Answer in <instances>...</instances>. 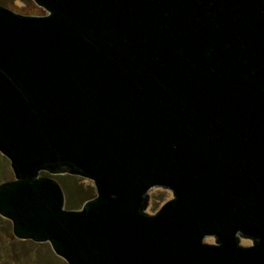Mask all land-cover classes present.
Wrapping results in <instances>:
<instances>
[{"label":"water","instance_id":"95a60500","mask_svg":"<svg viewBox=\"0 0 264 264\" xmlns=\"http://www.w3.org/2000/svg\"><path fill=\"white\" fill-rule=\"evenodd\" d=\"M33 1L0 5L13 236L67 264H264V0ZM41 171L96 196L65 209Z\"/></svg>","mask_w":264,"mask_h":264},{"label":"rangeland","instance_id":"374dc122","mask_svg":"<svg viewBox=\"0 0 264 264\" xmlns=\"http://www.w3.org/2000/svg\"><path fill=\"white\" fill-rule=\"evenodd\" d=\"M0 5L25 16H44L47 14V12L37 6L33 0H0ZM39 174L41 176L52 177L55 180L56 178L58 180L62 178V176H59L61 174L44 173V171H41ZM65 175L70 174L66 173ZM12 179L13 173L10 168V163L8 159L0 153V182ZM65 180H67V184L65 183L67 186H69L72 181L75 184L82 185L86 195V199L83 197V200L85 199L84 201L96 196V189L92 180L78 175H72L70 183L68 178H65ZM152 198H155V200H149V209H145L146 213H156L166 201L172 198V193L168 189L154 188L152 189ZM80 209L81 206H77L75 209L70 210ZM0 219L2 220L1 225L3 227L1 233L4 236V238H0V264H67L63 259L53 254L52 250H49L51 248L48 243H42L41 245L30 240L15 238L12 234L11 221L2 217H0ZM203 242L212 243L213 240L212 238H205ZM241 244L250 245L251 243L247 239H241Z\"/></svg>","mask_w":264,"mask_h":264},{"label":"trees","instance_id":"16d2710c","mask_svg":"<svg viewBox=\"0 0 264 264\" xmlns=\"http://www.w3.org/2000/svg\"><path fill=\"white\" fill-rule=\"evenodd\" d=\"M1 173H2V169H1ZM59 176H62V178L60 177L61 178L60 180L56 178V180L60 183L65 195L64 207L68 209H75L77 206H82V204L85 202L84 200L86 199L85 191L83 190L82 185H79L77 183L75 184L73 181L71 182L70 179L72 178V175L61 174ZM65 178H68L69 183L71 182L69 186L66 185L67 180H65ZM83 197L85 198L84 200ZM1 222L2 220L0 219V238L1 237L4 238L3 234L1 233V229H3ZM38 244L42 245V243H38ZM47 248L49 249L48 246Z\"/></svg>","mask_w":264,"mask_h":264},{"label":"flooded vegetation","instance_id":"af4514ba","mask_svg":"<svg viewBox=\"0 0 264 264\" xmlns=\"http://www.w3.org/2000/svg\"><path fill=\"white\" fill-rule=\"evenodd\" d=\"M206 238H212V240H213V242H212V243H207V244H215V239H214V237H212V236H209V237H206ZM204 239H205V238H204ZM204 239H203V240H204ZM241 239H246V238H240V240H241ZM247 240H249V239H247ZM249 241H250V240H249ZM239 242H240V241H239ZM204 243H205V242H204ZM250 243L252 244V242H251V241H250ZM251 244H250V245H251ZM241 245H242V244H241ZM243 246H244V245H243ZM248 246H249V245H248Z\"/></svg>","mask_w":264,"mask_h":264}]
</instances>
